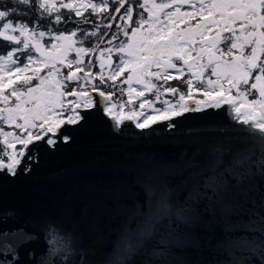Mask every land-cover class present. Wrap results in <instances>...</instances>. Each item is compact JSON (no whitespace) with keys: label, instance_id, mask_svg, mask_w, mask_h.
Segmentation results:
<instances>
[{"label":"snow or ice","instance_id":"snow-or-ice-1","mask_svg":"<svg viewBox=\"0 0 264 264\" xmlns=\"http://www.w3.org/2000/svg\"><path fill=\"white\" fill-rule=\"evenodd\" d=\"M186 5L191 10H182ZM21 14L25 18L16 19ZM44 19L49 21L46 30ZM69 22L77 26L67 32L53 28ZM3 42L11 50L0 54V172L28 173L41 142L52 149L57 139L69 142L72 137L63 129L84 121L80 109L102 105L114 121L113 130L126 121L143 130L165 121L174 128L175 117L227 106L232 118L260 141L258 172L264 178V0H0ZM97 64L99 71L93 73ZM173 80L186 85V92L169 86ZM109 82L114 91L101 90ZM116 92L126 94L127 101L112 103ZM168 93L174 100L155 107ZM137 100L138 108L133 106ZM250 160L243 155L236 165L243 168ZM255 174L251 168L245 171ZM185 212L174 209L167 196L157 199L155 211L145 217L139 245L152 239L169 217L188 225ZM174 235L169 228L167 239ZM46 242L49 259L43 264L72 254L71 240L55 228L49 229ZM159 244L152 254L157 264H166L169 243L161 239ZM259 246L264 248V234ZM131 247L130 242L124 245L126 251Z\"/></svg>","mask_w":264,"mask_h":264},{"label":"water","instance_id":"water-1","mask_svg":"<svg viewBox=\"0 0 264 264\" xmlns=\"http://www.w3.org/2000/svg\"><path fill=\"white\" fill-rule=\"evenodd\" d=\"M101 107L79 110L84 121L63 129L69 142H41L30 172H0V264H43L50 228L72 249L53 264H157L161 239L169 243L166 264H264L261 148L248 126L224 106L175 117L174 128L126 121L113 130ZM243 155L251 160L237 167ZM248 168L256 174L245 175ZM162 196L190 223L169 217L140 246L145 217Z\"/></svg>","mask_w":264,"mask_h":264},{"label":"trees","instance_id":"trees-1","mask_svg":"<svg viewBox=\"0 0 264 264\" xmlns=\"http://www.w3.org/2000/svg\"><path fill=\"white\" fill-rule=\"evenodd\" d=\"M11 3L14 4V3H15V0H11ZM9 6H11V4H10ZM86 15H87V13H86ZM24 18H25V17H24L22 14H21L20 16L16 17V19H24ZM65 18H67V17H65ZM34 19H36L35 14H33V15L31 16V18L27 20V22L31 25L32 20H34ZM48 23H49V21H48L47 19H44V20L41 21V25H42V27H43L45 30L47 29ZM76 26H77V25H76L75 22H69L67 25H65V24H61V25H59V26H55V25H53V28H54V30H60V31H62V30H70V29H74ZM85 27H89V26H85ZM113 28H114V27H113ZM5 43H7V42L0 43V54H2V53H6V51H8V50L11 49V47H7V48H5V47H4V44H5ZM13 46H15V45H12V47H13ZM87 46H90V45H87ZM23 59H24V56H21V57H20V62H21ZM87 59H88V57H85V60H87ZM65 73L67 74V69H64V74H65ZM95 83H98V78H97V81H95ZM118 83H119V81H118ZM110 84H111V82H109V84L103 85L102 88H101V90H103V91H105V92L114 91V89L110 87ZM72 86H73V85H72ZM120 86L122 87L123 85H120ZM169 86H172V87H179L181 91H185V92H186V85H184V84H183L182 82H180V81H175V80H173V81H169ZM68 90H70V89H68ZM113 98H114V99H117V100H120V99H121V95H120V93H119V92H116V94L113 96ZM4 127L7 128V126H4ZM19 147H20V145H18V148H19ZM0 150H2V146H0Z\"/></svg>","mask_w":264,"mask_h":264},{"label":"rangeland","instance_id":"rangeland-1","mask_svg":"<svg viewBox=\"0 0 264 264\" xmlns=\"http://www.w3.org/2000/svg\"><path fill=\"white\" fill-rule=\"evenodd\" d=\"M97 2H98V0H97ZM158 2H159V0H158ZM182 10H191L190 8H189V6H184V9H182ZM134 18H135V16H134ZM194 22V21H193ZM120 23H122V22H120ZM90 27V26H89ZM70 30H72V29H70ZM70 30H62V31H70ZM56 31H60V30H56ZM111 31H115V27L111 30ZM49 38L48 37H45V41H47ZM14 47V46H13ZM11 50V49H10ZM95 55L96 54H93L92 55V58L93 59H95ZM72 56L74 57V53L72 54ZM112 59H113V61H116L117 59H118V57L115 55V54H113V56H112ZM24 62V59L21 61V63H23ZM87 70V69H86ZM99 71V67H98V64H97V66L96 67H93L92 68V72L93 73H95V72H98ZM43 74V73H42ZM65 75H66V73H65ZM81 75H83V73H81ZM121 79H123V78H121ZM76 85L75 84H73V86L72 87H75ZM122 87H124V88H126L127 87V85H123ZM89 91H91V89L89 88L88 89ZM92 94V93H91ZM93 95V94H92ZM146 96L149 98V99H154V96L151 94V93H146ZM198 98H203V97H200V96H198ZM252 97H250V99H251ZM127 99H128V97H127V95L126 94H124L123 96H121V99L120 100H117V99H114V98H112V103H115V104H119L120 103V101L121 100H123V101H127ZM164 99H168V100H174V98L172 97V95L170 94V93H168V94H164L163 96H161V100L160 101H156L155 102V107H163V105H162V101L164 100ZM134 107H136V108H138L139 107V100H137V101H135V103H134V105H133ZM128 109L127 108H125V111H127ZM147 114H151V110H148V113ZM65 115H67V113L65 114ZM141 119H143V118H141ZM5 130L6 131H18V130H16L15 128H14V126L13 127H8L7 126V128H5ZM17 148H18V145H17Z\"/></svg>","mask_w":264,"mask_h":264}]
</instances>
